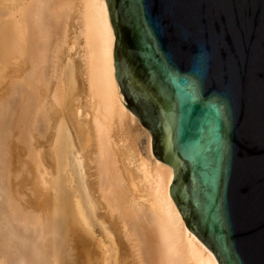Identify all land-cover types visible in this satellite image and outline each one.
<instances>
[{
    "label": "bare ground",
    "instance_id": "bare-ground-1",
    "mask_svg": "<svg viewBox=\"0 0 264 264\" xmlns=\"http://www.w3.org/2000/svg\"><path fill=\"white\" fill-rule=\"evenodd\" d=\"M113 43L105 0H0V264H218L120 100Z\"/></svg>",
    "mask_w": 264,
    "mask_h": 264
},
{
    "label": "water",
    "instance_id": "water-1",
    "mask_svg": "<svg viewBox=\"0 0 264 264\" xmlns=\"http://www.w3.org/2000/svg\"><path fill=\"white\" fill-rule=\"evenodd\" d=\"M121 102L218 264H264V0H105Z\"/></svg>",
    "mask_w": 264,
    "mask_h": 264
},
{
    "label": "rangeland",
    "instance_id": "rangeland-1",
    "mask_svg": "<svg viewBox=\"0 0 264 264\" xmlns=\"http://www.w3.org/2000/svg\"><path fill=\"white\" fill-rule=\"evenodd\" d=\"M67 47H68V46H67ZM67 47L65 48V52H64L65 55H64V56L68 58V61H69V62H71L70 60H71V58H73V56H74L73 53L75 52V49H74V48H71V46H69L68 48H70V49L68 50ZM66 49H67V50H66ZM66 52H67V53H66ZM68 52H69V53H68ZM68 54H69V55H68ZM70 55H71V56H70ZM70 57H71V58H70ZM69 65H70V63H69ZM30 118L32 119V117H30ZM28 120L30 121L29 118H28ZM19 132H20V130H19ZM15 133H16V131L14 130V131H13V134H14L13 137H15ZM32 133L35 134L34 131H33ZM139 135H140V134H139ZM32 136H34V135H32ZM137 139H138V140H136V143L138 142V143L136 144L137 147L140 146V147H139L140 151H142V153L145 154V141H146V140H145L144 135L141 134L140 136H138ZM19 144H20V143H19ZM19 144L17 143V146H18ZM15 145H16V144H15ZM22 145H23V144H22ZM13 146H14V145H13ZM13 146L11 147V150H14V151L11 152V151L9 150V152H11V156H12V157H11V156H8V157L6 156L7 158L5 157V158H6L5 161L8 163V161L10 160L12 166H13L15 169H17V166H18V165H17V161H16V159H17V160H20V159H19L20 157L23 158V152L20 153V155L18 156L19 158H14L13 156L16 157V155H15V153H14V152H15V149L18 148V150H20V148H22V147H20V145H19V147H17V146H14V147H13ZM23 147H24V146H23ZM13 148H15V149H13ZM9 152H8V155H9ZM12 153H13L14 155H13ZM8 158H9V160L7 161ZM11 158H12V160H11ZM13 158H14V159H13ZM22 158H21V159H22ZM13 160H14V162H13ZM7 163H4V164H7ZM13 163H16V165L14 166ZM4 166H5V165H4ZM6 166H7V165H6ZM15 169H14V170H15ZM21 169H22V168H21ZM19 170H20V168H19ZM16 172H18V170H17ZM22 177H23V176H22ZM22 177H20V178H22ZM24 177L26 178V176H24ZM30 177H31V175L29 176V181H27V180H28L27 178H26V179H25V178H22L24 181H20V180H18V182L20 181L19 183H17V181H16L15 184H14L15 181H12V183H11V185L13 186V189H16V190H15V191H16V195H18V193H19L18 196H20V198H21L22 195H23V198H24L23 203L25 202V198L27 197V195H28V193H29L28 190L32 189V188H29V185H31V182H32V177H31V178H30ZM20 178H17V179H20ZM25 182H27V183H25ZM28 182H29V184H28ZM24 183H25V184H28V188H29V189H27V192H25V190L23 189V190H24V193H27V195L24 194V193L22 192V190H21L22 193L20 192V189H22L23 186H25ZM13 184H14V185H13ZM20 184H23V185H21L22 187H20ZM15 185H16V186H15ZM9 186H10V184H9ZM9 186H8V187H9ZM12 186L9 187V188H12ZM14 186H15V187H14ZM18 186H19V187H18ZM25 187L27 188V185H26ZM25 187H24V188H25ZM30 187H31V186H30ZM18 188H19V189H18ZM17 189H18V191H17ZM15 191H14V193H15ZM30 191H31V190H30ZM17 192H18V193H17ZM20 193H21L22 195H20ZM27 199H28V198H27ZM27 199H26V200H27ZM21 200H22V199H20V202H21ZM26 202H27V201H26Z\"/></svg>",
    "mask_w": 264,
    "mask_h": 264
}]
</instances>
